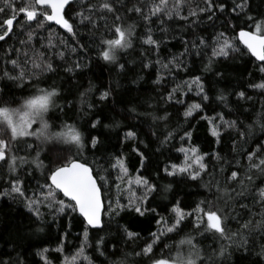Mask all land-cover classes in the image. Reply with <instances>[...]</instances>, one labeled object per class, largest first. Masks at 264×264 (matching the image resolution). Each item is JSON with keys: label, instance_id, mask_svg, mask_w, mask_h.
<instances>
[{"label": "trees", "instance_id": "obj_1", "mask_svg": "<svg viewBox=\"0 0 264 264\" xmlns=\"http://www.w3.org/2000/svg\"><path fill=\"white\" fill-rule=\"evenodd\" d=\"M135 3L137 0H121V3L116 5L125 26L131 23L136 25L133 38L134 47L127 52L118 54L120 56L118 64L123 63L125 65L123 69H120L118 64H106L98 56L100 32L103 31L105 36L110 35L103 28V21L99 22L100 30L96 31L90 30V25L79 24V19L75 18L79 43L64 30L50 25L49 27L53 29L52 37L53 42L57 45L56 48L50 50L48 47H44L41 49V44L47 45L50 35L48 31L43 30L25 49L29 55H31L32 49H39L46 54V58L51 57L56 67L55 72L48 73L39 81L33 80L23 88L17 87L16 83L7 79H0V98H2L0 103L8 101L13 107L34 91L33 84H39L46 88L56 87L60 90L57 101L64 107V112L54 109L49 114V123L52 125L50 130L58 131L62 121L65 120L76 123L83 130L86 147L83 154L76 158L86 161L92 166L98 186L101 187L105 209L109 203L115 206L117 200L123 205H128L131 197L127 191L129 187L137 196L142 194V188L134 183L128 185V178L143 176L157 187V191L151 193L143 204L144 208H154L155 211H146L144 215H139L134 209L129 210L126 207L119 216H112L111 219L104 215L102 231L90 230V246L87 247L86 252L93 258V264H109L111 260L123 258L125 253L130 254L128 260L132 264H150L149 257H136L131 254L139 252L146 243L151 242V233L158 229L156 221L161 217L172 221L174 214L171 212V208L177 201L180 202L185 213L192 211L202 200L212 201V205L207 203L203 205L205 209L210 206L224 208V200H217L219 194L214 186L215 181L218 180L222 186L227 183L230 188H236L239 191L237 182H228L226 177H229L232 171H237L238 179H243L248 165L247 153L256 150L258 146L264 147V131H261L258 125L252 128V134L248 135L253 121H256L259 114L264 111V92L257 91L249 85L264 80V73L260 72L261 64L257 63L246 49H243L237 39H234L241 27L247 30L250 22L231 13L233 0H225L228 11L218 13V18H214V21H207L204 16L202 22L192 27L188 26V21L175 18L165 20L161 24L156 17L152 18L154 23L145 25L142 18L134 12L127 11ZM196 4L203 6L202 0H191V6L194 7ZM122 5H126V7ZM77 10H79V5L75 3L67 9V18L70 21L73 20ZM187 11L186 6L182 10V15H187ZM250 14L257 18L264 15V0H251ZM111 22L109 20V24ZM149 26L153 29V36L163 41L158 50L150 49L149 46L141 42V38L147 34L146 28ZM162 27L166 31H161ZM26 31L27 29L21 31L17 26L10 38L0 42V71L5 68L4 61L7 59L4 51L21 47L19 40L27 38ZM221 31L233 39L237 47L243 50V54L232 53L227 60L220 59L214 62L211 71H204V65L208 63V58L211 55L212 37ZM201 36L205 38L209 46L202 47L197 54L195 50H191L190 46L193 40L198 43V38ZM61 39L68 42L69 48L76 47L77 52L73 54L69 49H65L64 45L60 43ZM185 41H188L190 51L182 57L185 64L184 70L172 69V74L166 75L161 65L156 61L159 59L161 62L167 63L174 56H179L184 52ZM80 44L86 45V50L81 51ZM60 50L66 52V60H60L53 55ZM142 51L144 55H141ZM11 55L16 58L15 52H12ZM19 59L22 62L24 56L21 54ZM73 60H79L87 67L74 73L65 72L64 68ZM149 61H151L149 67L145 68L144 65ZM7 67L11 69L10 64ZM217 70L223 73L222 77L215 74ZM158 71L164 76V79L161 80V83L156 84L153 81L156 80ZM194 76L201 77L205 92L210 97L208 102H204L196 94L195 86L191 91L187 87L183 88V93L177 91L172 101L166 99L167 93L174 87L182 84L183 81H190ZM90 86H92V91L87 94L83 111H81L80 93ZM105 90L110 91L111 95L106 101H101L99 94ZM240 91L245 93L244 99L236 95ZM221 92L227 96V106L216 100V96ZM249 96L252 99H247ZM177 98L182 99L184 103H176ZM88 103L95 106L89 110ZM192 103H200L202 110L194 112L192 117L185 119L183 112ZM132 108L136 109V113L129 111ZM85 112L88 114L85 115ZM217 113H223L227 120H236L239 129L246 133L245 137L241 139L235 130H223L221 142L217 143L216 138L210 135L208 120L201 119L202 116L218 119ZM165 114L168 116L166 121H154L152 118ZM97 118L101 120V123L93 129L89 121ZM117 122L119 127H105V125H115ZM37 127L38 124L33 125V129ZM129 130L136 132V139L124 138L125 132ZM169 130L174 132V138L166 145L161 146L160 140ZM185 130L191 132L190 140L181 139ZM153 132H156L157 135L153 136ZM89 134L98 136L100 140L95 149L91 147L90 143H87ZM25 139L34 145L41 146L35 138ZM190 146H196L201 154H207L205 156L207 171L195 181L189 179L187 175L167 176L166 167L170 169L171 164H181L184 160V154L177 149ZM63 147L65 146L60 144L43 145L44 150L41 152L40 158L44 160L45 164L52 167L54 152L50 149ZM14 151L16 155L27 156L29 159L35 156V149L29 150L23 140L15 143ZM138 152L145 154L146 159L143 165H141ZM213 153H217L221 159H215ZM67 154L68 151L65 150L64 155ZM72 154H75V149H72ZM118 157L124 159L128 169V178L120 184L119 190L117 189V184L120 183L117 180L119 169L114 170L111 166ZM138 169L139 171H137ZM30 171L31 175H29ZM18 174L24 181L23 187L29 196L34 191H38V181L43 182L45 179L31 165H24L18 169ZM100 175L105 176L106 184L99 180ZM8 179L7 164L0 162V191L10 187ZM209 181H212L213 185L211 192L205 187ZM169 183L172 185L171 189L164 191V186ZM256 185L264 187V175L254 174L253 187ZM58 197L63 199L60 194ZM240 203H245L254 211H259V206L254 204L251 195L230 202L229 207L224 208V211L230 215L227 224L232 231H236L240 227V223L249 218L248 210L240 208ZM41 211L44 214L43 220L38 221L26 211L22 198H0V259L11 255L14 259H21L23 264H42L37 253L43 248H48L50 249L47 253L48 258L53 261V264H60L61 254L51 251V249H55L60 244L61 237L64 239V255L70 257L80 247L84 224L77 213L64 214L53 219L47 208H41ZM232 216H236V218L232 219ZM255 218L259 219L258 216ZM193 222L194 217L187 216L178 232L162 237L161 241L154 246L152 258L168 257L174 254L179 240L189 234L195 235L198 246L202 247L205 252L210 254L213 249H218L220 242L210 234L200 235V230L193 227ZM124 227L138 233V237L134 240L127 239L123 231ZM101 236L104 237L102 248L106 253L105 256H100L96 251V242ZM249 239L251 243L248 245L247 251L237 250L233 247L230 249L231 255L226 254L223 264H264V256L260 255L261 236L252 234ZM165 244L168 245L167 248L164 247ZM216 264H220V262L217 261Z\"/></svg>", "mask_w": 264, "mask_h": 264}, {"label": "snow or ice", "instance_id": "obj_2", "mask_svg": "<svg viewBox=\"0 0 264 264\" xmlns=\"http://www.w3.org/2000/svg\"><path fill=\"white\" fill-rule=\"evenodd\" d=\"M78 4L79 10L75 11L74 18L70 21L67 16V9L71 8L72 4ZM121 0H0V41H5L10 38L11 34L19 26L21 31L25 32L26 39H20L21 47L6 49L4 55L7 59L4 61L5 68L0 71V79H7L16 86L23 88L25 85L30 84L33 80L39 81L41 77L48 73L56 71V67L52 62L51 57L46 58V54L39 49H32L31 55L25 49L32 44L34 37L39 35L43 30L50 33L47 45L41 44V49L48 47L50 50L56 48L57 45L53 42L52 32L53 29L50 25H56L58 28L67 32L73 40H77V28L75 18L79 19V24L90 25V30H100V21H103V28L110 34L105 36L104 32H100L99 36V53L98 56L106 64H118L120 59L119 53L127 52L134 47L133 38L135 35V23L127 24L125 26L123 17L119 14L117 4ZM203 6L196 4L191 6V0H137V3L128 8V12H134L137 16L143 19L145 25L154 23L153 17H156L161 24L165 20L180 19L188 21V26L192 27L202 22V17L206 16L207 21H214L218 18V13H225L228 11L226 8L225 0H202ZM126 7V5H122ZM187 6V15H182V10ZM231 13L237 17H243L250 23L247 30L241 27L236 33L234 39H238L239 44L243 45V49L255 58L256 61L261 62L260 72L264 73V15L257 18L250 14L251 0H233L230 9ZM191 18V19H190ZM111 20V24H109ZM231 24V22L229 21ZM34 25V27H33ZM161 31H166L161 28ZM153 29L149 26L146 28V35L141 38L144 45L149 46L150 49H159L162 40L156 39L153 34ZM114 34V35H112ZM199 42L193 40L191 43V50H195L199 54L202 47H208V42L204 37L198 38ZM61 44L65 49H69L71 53H76V47H70L66 40L61 39ZM184 52L179 56H174L168 60L167 63L161 62L159 59L157 64L165 71L166 75L172 74V69L184 70L185 64L182 57L190 51L188 41H185ZM86 45L80 44L81 51L86 50ZM16 53V58H13L11 53ZM241 53L243 50L233 42L224 32H219L212 37L211 55L208 58V63L204 65V71H211L214 62L224 59L227 60L232 53ZM24 56L21 62L20 55ZM53 55L60 59L66 60V52L64 50L57 51ZM144 55V52H141ZM151 61L145 64L144 67H149ZM11 65V69L7 65ZM87 67L86 64L81 63L79 60H73L71 64L64 68L65 72L74 73L77 70ZM118 67L123 69L125 65L119 63ZM218 77H222L223 73L217 70L215 73ZM164 76L158 71L157 78L153 83L159 84ZM34 91L24 97L22 101L15 107L11 106L8 101L0 103V162L7 164L10 184L9 188L0 191V198L8 197L10 199L22 198L26 211L32 214L38 221L43 220V212L41 208H47L49 215L56 219L60 215L77 213L82 217L84 228L82 232V240L80 247L69 257L64 255V239L61 237L60 244L51 251L61 254L60 264H93V258L90 257L86 249L90 246L89 234L90 229L103 230L104 224L102 217L104 215L119 216L120 212L126 207L129 210L134 209L139 215H144L146 211H155L154 208H144L143 204L148 200L151 193L157 191V187L149 182L143 176H136L128 178V169L125 165L124 159L118 157L111 166L112 168L119 169L117 180V189H120V184L127 179L128 185L133 183L143 189L141 195L137 196L136 193L129 187L127 191L131 194L128 205H123L119 200L116 201L115 206L109 203L107 209L104 207L102 200L101 187L98 186L97 177L91 165L86 161L77 159L76 156L82 155L86 147V140L83 130L74 122L62 121L58 131H51L52 125L49 123V114L58 109L64 112V107L60 105L57 98L60 96V90L56 87H41L39 84H33ZM195 86L196 94L202 98L204 102L210 100L209 95L205 92L204 85L200 76H194L190 81H183L167 93L166 99L172 101L176 96L177 91L183 93V88L187 87L189 91ZM249 87L264 92V80L249 85ZM92 91V86L80 93L81 111L86 102V97ZM111 95L110 91H103L99 94V100L106 101ZM236 95L244 99L245 93L240 91ZM252 99V97H247ZM2 100V98H0ZM216 100L222 102L227 106V96L221 92L216 96ZM176 103L183 104L182 99H176ZM70 103V102H69ZM95 105L92 103L87 104V108L91 110ZM202 110L200 103H192L185 108L183 116L185 119L192 117L194 112ZM129 111L136 113V109L132 108ZM85 115L88 113L85 112ZM139 115V113H137ZM214 117H204L209 123L210 135L216 138V142H221V132L223 130H235L238 135L243 139L246 133L239 129L236 120H227L223 113H217ZM153 120L166 121L167 114L163 116H153ZM91 128L95 129L101 123L99 118L89 121ZM33 129V125H37ZM259 126L261 131H264V111L259 114L256 121L249 128L248 135L252 134V128ZM115 126L119 127L117 122L115 125H105V127ZM157 133L153 132V136ZM136 132L134 130L126 131L124 134L125 139H136ZM25 138H35L40 142L41 146L34 145L28 142ZM174 138L173 131H167L160 140L161 146L166 145L171 139ZM191 139V132L185 130L184 136L181 139ZM23 140L29 150L35 149V156L29 159L27 156H18L15 154L14 145L17 141ZM87 143H90L92 148H97L100 140L98 136L89 134ZM235 145V141L233 142ZM47 144H60L65 147L60 149H50L54 152L53 166L49 167L42 160L41 152L44 150L43 145ZM72 149H75V154H72ZM65 150L68 151L64 155ZM136 151V149H133ZM177 151L184 154V160L181 164H171L165 168L167 176L174 177L178 175H187L191 180L201 178V174L207 171L205 163L206 153L201 154L199 148L196 146L181 147ZM190 153V155H189ZM140 155V162L143 165L146 157L144 153L138 152ZM217 160L221 157L217 153L212 154ZM248 165L243 179H238L239 173L232 171L229 177H226L228 182H237L239 191L236 188H230L228 184L221 185L217 180L215 181V189L219 194L217 200H224V208L229 207L230 202H234L237 198L252 196L255 205L259 206V211H254L249 205L240 203L239 207L248 210L249 218L240 223V227L236 231H232L227 224L230 215L224 211V208L209 207L205 209V203L212 205V201H200L196 207L185 213L177 201L171 208L174 214V219L169 221L161 217L156 221L158 229L152 232V240L146 243L144 247L135 252L136 257H149L150 264H216L217 261L223 264L226 254L231 255L230 249L235 247L237 250H248V245L251 243L249 236L252 234H259L261 236V256H264V187L258 185L254 186V174L259 173L264 175V147L258 146L256 150L249 151L246 155ZM24 165H31V167L40 172L41 176L45 179L43 182L38 181L39 189L34 191L31 196L26 194L23 187L24 181L18 174V169ZM139 171V169L137 170ZM31 171L29 175H31ZM99 180H107L105 176L100 175ZM247 181V183H245ZM212 181H209V192L212 191ZM172 185L166 184L164 191H169ZM58 194H62L65 199H60ZM234 211V209H233ZM238 215V214H237ZM187 216H193V227L199 229L200 235L210 234L214 236L220 246L218 249H213L209 254L198 246L195 240V235H186L176 245V251L168 257L161 256L159 258H152L154 253V246L161 241V238L170 233H176L181 229L183 221ZM258 216L259 219L255 217ZM235 219L236 216H232ZM42 231L43 229H39ZM123 231L129 240H134L138 237V233L130 231L127 227ZM104 245V237L101 236L96 242V251L100 256H105L106 253L102 246ZM168 247L167 244L164 245ZM186 249V251H185ZM50 251L48 248L41 249L37 255L40 257L42 264H53L47 256ZM130 254L125 253L123 258L111 260L109 264H132L128 260ZM0 264H23L19 258H12L9 255L7 258L0 259Z\"/></svg>", "mask_w": 264, "mask_h": 264}, {"label": "water", "instance_id": "obj_3", "mask_svg": "<svg viewBox=\"0 0 264 264\" xmlns=\"http://www.w3.org/2000/svg\"><path fill=\"white\" fill-rule=\"evenodd\" d=\"M52 26H56V25H52ZM56 27H58V26H56ZM63 30V29H62ZM238 40V39H237ZM0 42H2V41H0ZM239 42V41H238ZM242 47H243V45H241ZM251 56V55H250ZM252 57V56H251ZM254 60H255V58L254 57H252ZM256 61V60H255ZM257 63H259V64H261V62H259V61H256ZM62 197H63V195L62 194H60ZM63 199H65L64 197H63ZM103 200V199H102ZM79 216V215H78ZM80 217V216H79ZM81 219H82V217H80ZM103 218V217H102ZM90 230H98V229H90Z\"/></svg>", "mask_w": 264, "mask_h": 264}, {"label": "bare ground", "instance_id": "obj_4", "mask_svg": "<svg viewBox=\"0 0 264 264\" xmlns=\"http://www.w3.org/2000/svg\"><path fill=\"white\" fill-rule=\"evenodd\" d=\"M230 35V34H229Z\"/></svg>", "mask_w": 264, "mask_h": 264}]
</instances>
